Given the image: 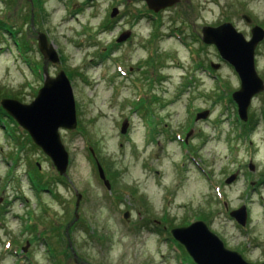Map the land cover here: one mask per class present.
Wrapping results in <instances>:
<instances>
[{"label":"rangeland","instance_id":"obj_1","mask_svg":"<svg viewBox=\"0 0 264 264\" xmlns=\"http://www.w3.org/2000/svg\"><path fill=\"white\" fill-rule=\"evenodd\" d=\"M242 15L264 31V0H179L157 14L142 0H0V20L17 31H0V100L28 105L45 67L48 77L67 75L76 115L74 130H58L63 177L17 123L0 120V264H189L167 232L195 221L243 261H264V39L253 65L263 89L250 100L253 129L242 137L230 103L238 76L199 38L201 27L228 22L249 40ZM38 33L59 64H45ZM199 112L207 116L194 122ZM36 176L46 190L31 185ZM241 206L244 228L229 217ZM25 242L28 260L15 255Z\"/></svg>","mask_w":264,"mask_h":264},{"label":"water","instance_id":"obj_2","mask_svg":"<svg viewBox=\"0 0 264 264\" xmlns=\"http://www.w3.org/2000/svg\"><path fill=\"white\" fill-rule=\"evenodd\" d=\"M30 1V0H25ZM91 1V0H88ZM148 10L158 13L161 10L170 8L179 0H142ZM117 11L112 9L110 17H114ZM243 20L250 24V19L243 16ZM233 26L224 23L218 27H203L201 29V42L204 45L214 46L221 61L227 63L238 76L239 89L232 93L231 100L236 105L237 116L240 121L246 122L247 109L250 100L263 89V82L258 78L254 70V50L264 37V31L257 26L250 30L249 41L245 40ZM127 35H121L117 43L125 41ZM37 48L45 60V64H57L58 57L53 46L47 42L44 34L36 36ZM211 69L218 68V65H210ZM42 87L37 91L35 98L27 105L16 100H0L1 109L13 119L29 136L32 143L50 159L53 168L58 176H65L68 166V155L60 141L59 129L74 130L76 127L75 106L71 87L63 71H59L54 78L47 76L43 68ZM206 112L195 115V122L205 119ZM127 124L123 122L120 127V134L125 133ZM186 136V139L188 138ZM96 171L103 186L109 190V182L106 180L103 168L95 160ZM253 166L249 165V170ZM235 175L225 180V184H231ZM75 211L78 207L80 195L77 193ZM246 210L244 206L230 212L229 216L240 226L246 223ZM75 219H77L76 214ZM127 219L128 213L123 214ZM171 237L183 247L188 257L194 264H249L236 253L225 249L223 243L209 232L203 222L196 221L186 227L171 229ZM26 251V247L23 248ZM264 264V262L262 263Z\"/></svg>","mask_w":264,"mask_h":264},{"label":"trees","instance_id":"obj_3","mask_svg":"<svg viewBox=\"0 0 264 264\" xmlns=\"http://www.w3.org/2000/svg\"><path fill=\"white\" fill-rule=\"evenodd\" d=\"M13 26H11V25H9L8 23H7V21L6 20H0V31L1 32H5L6 34H8V35H11V38H13V35H15L16 33H17V31H15V30H13V28H12ZM14 46L17 48V49H22V52L21 53H24L27 49H28V46H27V44L25 43H21V44H19V43H17V42H15L14 43ZM19 51V50H18ZM4 118H7V116L4 114V112H2V110L0 109V120H1V123H2V119H4ZM8 120H10L12 123H13V121L11 120V119H9V118H7ZM251 123H252V121L250 122V121H248L246 124H241L240 123V126H239V128H240V133H239V136H242V137H246V136H248L249 134H250V132L252 131V129H253V126H251ZM3 124V123H2ZM16 137H11V138H9L10 139V141H12V143L14 144V146L15 147H17V139H15ZM26 141L28 142V144H31L30 143V139L27 137L26 138ZM31 147H33V145L31 144ZM18 148V147H17ZM19 150V149H18ZM92 153L91 152H89V156H90V159H91V161H92V163H93V160H92ZM39 178V176H36V179L37 180H39V181H37L36 179H34V181H32L30 178H29V181L31 182V185L32 186H34V185H37V190H46L45 188H46V186L44 185L45 183L43 182V180L42 181H40V179H38ZM57 180V182H64V180L62 179V178H57L56 179ZM35 189V188H34ZM36 190V189H35ZM160 231V230H159ZM161 232H163L162 230L160 231V233ZM169 236V235H168ZM170 242L174 245V246H176L177 248H178V250L180 251V256H184L188 261H189V264H193L190 260H189V258L186 256V254L184 253V251H183V249L179 246V245H177L174 241H172V239H170Z\"/></svg>","mask_w":264,"mask_h":264},{"label":"flooded vegetation","instance_id":"obj_4","mask_svg":"<svg viewBox=\"0 0 264 264\" xmlns=\"http://www.w3.org/2000/svg\"><path fill=\"white\" fill-rule=\"evenodd\" d=\"M250 19H251V24H249L248 26L251 28L252 26H253V19H252V17H250ZM32 226H29L28 225V229L29 230H31L32 228H31ZM31 233H32V230H31ZM36 240H42L40 237H36L35 238ZM31 243H33L35 240L34 239H30L29 240ZM249 246H246L245 248H248ZM255 247V246H254ZM18 249H20L19 250V253L18 252H15V255H17L19 258H22V259H25V260H28L29 259V256H28V253L26 252V253H24L23 251H22V248L19 246L18 247Z\"/></svg>","mask_w":264,"mask_h":264}]
</instances>
